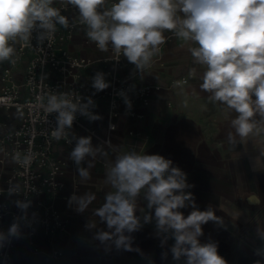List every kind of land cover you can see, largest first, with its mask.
Returning <instances> with one entry per match:
<instances>
[{
	"label": "clouds",
	"instance_id": "clouds-1",
	"mask_svg": "<svg viewBox=\"0 0 264 264\" xmlns=\"http://www.w3.org/2000/svg\"><path fill=\"white\" fill-rule=\"evenodd\" d=\"M54 3L55 0H0V63H16L14 44L17 40L30 41L37 29V39L43 42L54 39L58 25L64 29L75 26L76 20L70 24L61 13L71 5L78 10V21L85 27L88 40L102 52L111 48L115 55H123L139 73L149 68L159 54L167 39L165 32L193 42L196 46L190 48L191 56L204 69L200 89L210 94V100L237 114L230 121L234 132L227 133L228 142L235 145L237 137L243 142L264 133V0H116L110 7L106 6L108 0H60L59 8ZM109 86L103 72L92 78L96 92ZM70 95L48 97L45 111L57 113V127L51 132L56 140L67 135L65 129H72L77 112L90 122L102 119L89 111L90 106L95 107L91 97L81 103L79 96L73 100ZM125 103L130 107V101L125 99ZM98 153L108 155L100 147H93L91 136L76 138L69 158L77 166L81 182L91 179L90 169ZM116 153L105 169L104 181L110 191L104 202L92 210L108 230L96 231L94 239L102 244L111 242L118 250L138 251L133 248L131 234L154 220L161 247L170 239L174 241L170 248L174 260L185 258V264H227L216 243L200 242L203 225L222 221L211 207L200 210L193 193L185 191L194 187L187 182V174L159 154L133 148ZM88 157L92 159L87 167L81 166ZM15 159L28 165L32 158L26 155L21 161L17 154ZM19 192L18 185L10 186V195ZM141 196L154 214L139 208L143 216L137 215ZM95 200L94 192L80 196L74 193L68 204L84 213ZM15 203L24 216L14 218L7 233L0 231V247L9 237L20 235L19 220L26 218L31 202ZM187 207L192 211L185 216L180 210ZM86 227L96 228V221ZM167 255L162 252V259Z\"/></svg>",
	"mask_w": 264,
	"mask_h": 264
},
{
	"label": "crops",
	"instance_id": "crops-1",
	"mask_svg": "<svg viewBox=\"0 0 264 264\" xmlns=\"http://www.w3.org/2000/svg\"><path fill=\"white\" fill-rule=\"evenodd\" d=\"M111 3L108 0L106 6L110 7ZM54 6L61 7L60 0H55ZM62 14L71 22L78 21L79 13L74 6L68 5ZM60 32L64 33L65 29L61 28ZM85 36V27L78 26L59 46L70 55L92 59L86 67L78 69L81 79L89 87L93 88L92 78L97 72H103L111 86L107 70L113 65L102 60L107 52L100 51L91 43L86 44ZM165 36L167 39L160 46L159 54L153 57L151 66L142 73L125 57V66L117 70L119 76H129L134 88L159 86L158 90H153L146 101L136 98L133 92L129 93L126 99L130 101L134 97V101H130V107L125 100L122 101L115 118L109 114V99L102 97L96 106V114L102 119L90 122L84 117L79 125L70 129L73 142H76L77 137L91 136L93 147H100L108 153L107 156L97 154L94 167L90 169L89 181L81 182L77 166L69 158L74 145L66 146L59 140L53 142V152L66 161L61 177L63 185L52 201L67 220L65 229L55 237V243L63 251L62 257L45 262V252H31L26 246L27 226L19 222L20 235L15 237L7 264H185V258L179 261L172 258L170 248L173 240H168L161 247V237L156 235L154 220L131 234L134 237L133 248L138 251L118 250L111 242L102 244L94 239L96 231L108 230L106 224L92 214V210L104 202L105 194L110 191L104 181L105 169L110 161L115 160L116 152L128 151L129 148L172 160L173 166L186 173L187 182L194 186L185 191L193 193L197 207L200 210L211 207L215 215L221 218V223L210 221L202 226L203 235L199 238L202 244L210 241L216 243L219 255L227 264H244L240 263L241 259L246 264L259 262L257 249L264 244V133L243 142L237 137V143L230 144L227 133L234 132L230 121L237 114L228 111L219 102L210 100V94L200 89L204 69L194 62L189 51L196 45L170 32H165ZM17 46L18 40L14 44L15 49ZM7 63H0V75ZM25 64L23 59L13 69L14 81L19 84L23 80ZM183 75L189 76L187 83L169 87L171 79ZM110 121L114 122L113 129L107 126ZM0 122V135L16 127L18 116L14 107L0 108ZM104 138H109L111 147L98 143ZM91 159L86 158L81 166L87 167ZM11 166L10 159H3L0 148V170L3 176L10 174ZM86 192H94L96 200L84 213H78L75 205L69 206L68 199L74 193L80 196ZM249 194L261 198L260 204L245 201L244 196ZM46 199V195L40 197V200ZM0 201L7 202L24 216L16 206L14 196L3 193ZM139 208H143L145 213L151 211L154 214V210L147 209V201L143 196L138 199L137 211V215L143 216ZM180 211L187 216L192 208ZM36 212L35 200H32L26 217ZM93 220L96 221V228L88 229L86 225ZM9 223L8 216L0 219V231L7 232ZM162 252L168 253L166 259H162ZM232 257L235 259L233 263L230 261Z\"/></svg>",
	"mask_w": 264,
	"mask_h": 264
},
{
	"label": "built area",
	"instance_id": "built-area-1",
	"mask_svg": "<svg viewBox=\"0 0 264 264\" xmlns=\"http://www.w3.org/2000/svg\"><path fill=\"white\" fill-rule=\"evenodd\" d=\"M64 10L62 9L61 13ZM78 26L81 25L79 21H76L75 26L65 29V32L61 33L62 27L58 25V30L51 41L45 39L40 42L37 39L39 29L32 33L30 41L18 40L16 63L8 62L0 75V108L14 107L18 116L16 127L6 130L0 135L3 159L8 158L12 163L10 174L3 176L0 170V195L9 194L10 186L16 184L19 186L20 192L11 194L16 200L25 202L35 200L36 214L20 219L19 222L27 226L26 246L33 253L45 252V262L55 261L62 257L63 251L55 243V237L58 232L65 229L67 224V220L52 202L53 198L60 193L59 190L63 185L61 177L64 175L63 167L66 161L64 157L53 152V142L56 139L52 137L51 132L57 127V113L49 114L45 111L49 95L69 93L73 100L79 96L81 103H87V98L91 97L95 107L90 106L89 111L94 114H96L98 100L106 97L109 99V114L111 118H115L119 113L118 105L127 98L129 93L133 92L136 98L146 101L153 90L159 89V86L134 88L130 83L129 76H119L117 70L125 66L124 56L115 55L111 48L102 59L105 63L113 65V68L107 70V75L111 80L110 88L96 92L89 87L81 79L78 69L86 67L92 62V59L70 55L59 46L61 42L72 35ZM85 43H91L97 48L96 44L89 41L87 36H85ZM23 59L26 64L23 80L19 84L14 81L13 69ZM188 80L189 76L183 75L171 79L168 85L177 87L187 83ZM134 99L132 97L130 101L132 102ZM128 112L131 113L130 110ZM84 117L77 112L73 126L79 125ZM0 126H2L1 122ZM107 126L109 129H113L114 122H108ZM65 132L67 135L59 141L66 146L72 144L75 146L76 142H73L70 129H65ZM110 142L109 138L98 140L100 145H109ZM17 154L21 161L24 156L31 155V163L24 165L17 162L15 159ZM42 195H46L47 199L40 200ZM6 216L10 218L9 225H11L14 218L23 215L7 202L0 201V219ZM14 243L15 237H9L8 241L0 247V264H7V258L10 256Z\"/></svg>",
	"mask_w": 264,
	"mask_h": 264
},
{
	"label": "rangeland",
	"instance_id": "rangeland-1",
	"mask_svg": "<svg viewBox=\"0 0 264 264\" xmlns=\"http://www.w3.org/2000/svg\"><path fill=\"white\" fill-rule=\"evenodd\" d=\"M260 247V246H259ZM258 247V252H259V254H260V257H259V259H258V261L259 262H257V264H264V244L262 245V247L261 248H259ZM233 257H234V255H233ZM231 258V263H233V262H235V259L234 258ZM237 261H239V260H237ZM239 263V262H238ZM240 263H244V264H246L247 262H245L243 259H241L240 260Z\"/></svg>",
	"mask_w": 264,
	"mask_h": 264
},
{
	"label": "water",
	"instance_id": "water-1",
	"mask_svg": "<svg viewBox=\"0 0 264 264\" xmlns=\"http://www.w3.org/2000/svg\"><path fill=\"white\" fill-rule=\"evenodd\" d=\"M244 200L247 201L250 204H260L261 202V198H259L257 195L255 194H249V195H245L244 196Z\"/></svg>",
	"mask_w": 264,
	"mask_h": 264
}]
</instances>
